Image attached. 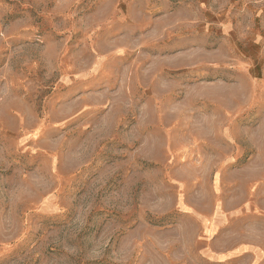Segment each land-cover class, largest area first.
<instances>
[{"label":"rangeland","instance_id":"obj_1","mask_svg":"<svg viewBox=\"0 0 264 264\" xmlns=\"http://www.w3.org/2000/svg\"><path fill=\"white\" fill-rule=\"evenodd\" d=\"M0 264H264V0H0Z\"/></svg>","mask_w":264,"mask_h":264}]
</instances>
